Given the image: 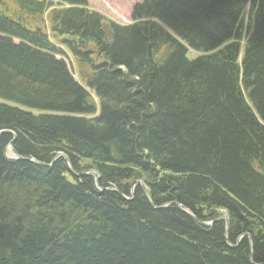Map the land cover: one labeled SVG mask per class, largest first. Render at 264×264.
I'll return each instance as SVG.
<instances>
[{"label": "trees", "instance_id": "trees-1", "mask_svg": "<svg viewBox=\"0 0 264 264\" xmlns=\"http://www.w3.org/2000/svg\"><path fill=\"white\" fill-rule=\"evenodd\" d=\"M131 19L0 0V264H264V0Z\"/></svg>", "mask_w": 264, "mask_h": 264}, {"label": "rangeland", "instance_id": "rangeland-1", "mask_svg": "<svg viewBox=\"0 0 264 264\" xmlns=\"http://www.w3.org/2000/svg\"><path fill=\"white\" fill-rule=\"evenodd\" d=\"M143 0H87L89 8L108 18L125 25L132 23L131 14L133 7ZM191 56L196 53L191 51ZM8 157L14 158V154L8 149Z\"/></svg>", "mask_w": 264, "mask_h": 264}, {"label": "water", "instance_id": "water-1", "mask_svg": "<svg viewBox=\"0 0 264 264\" xmlns=\"http://www.w3.org/2000/svg\"><path fill=\"white\" fill-rule=\"evenodd\" d=\"M13 143H14V142L11 143V145H10L11 147H12ZM98 179H99V178H98ZM98 179H97V181H98ZM144 190H146V189L144 188ZM186 213H187L188 215H190L191 217H194L191 213H189V212H187V211H186ZM224 218H225V217H224ZM226 225H227V228H228V226H229L228 221L226 222Z\"/></svg>", "mask_w": 264, "mask_h": 264}]
</instances>
